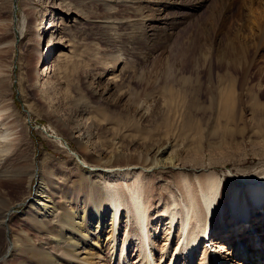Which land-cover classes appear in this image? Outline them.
Returning a JSON list of instances; mask_svg holds the SVG:
<instances>
[{
    "label": "rangeland",
    "instance_id": "obj_1",
    "mask_svg": "<svg viewBox=\"0 0 264 264\" xmlns=\"http://www.w3.org/2000/svg\"><path fill=\"white\" fill-rule=\"evenodd\" d=\"M1 1L0 18L12 23L10 39L15 40V51L0 64V76L4 78L0 82V108H8L9 116L4 124L14 128L8 140L18 139L19 155H8L0 170V213L10 205L14 207L9 219L11 230L0 240V264L16 257L11 246L14 235L19 234L18 228L34 230L29 214L38 179L32 185L22 180L32 163L46 180L55 178V184L50 187L55 201L65 205L66 199V203L80 207V200L86 199L87 204L82 207L88 211L95 204L101 206L105 197L93 181L95 177L83 178L89 174L77 166L76 152L90 164L87 168H92L96 157L103 164L117 153V148L135 156L139 150L147 151L143 144L158 139L171 137L175 144H181L175 139L178 137L188 144L194 136L187 137L185 131L190 132L187 129L182 132L181 128L190 119L193 123L197 121L203 130L194 134L199 137L191 144H200L207 150L205 160L209 163V144L241 141L238 126L237 138L228 141L221 138L228 131V122L242 117V129L245 119H252L250 105L256 101L264 103V37L259 38L264 0H205L195 10L188 0L179 4L164 0L162 6L156 0H150V4L134 2V5L119 1L113 6L112 12L117 11L114 16H107L105 6L95 0H83L82 6L89 12L87 16L77 14L62 0H5L4 5ZM71 1L78 6V0ZM27 4L34 10H26ZM148 4L152 8L143 10ZM138 10L149 17L144 26L139 23ZM255 44L262 48L258 53L253 49ZM189 49L191 52L196 49L193 51L196 56L189 54ZM200 52L209 55L205 58ZM192 54L193 59L186 57ZM244 60L250 63L243 65ZM232 77L243 84L230 96L237 109L231 115L226 105L230 102V91L236 86ZM107 87L110 89L105 92ZM126 114L135 117L141 126L123 130L119 122H113V117L125 120ZM167 122L173 125L170 134L165 131ZM4 124L0 121V130H5ZM87 133L92 137L88 143L90 151L85 154L79 139L82 135L87 143ZM57 137H62V143ZM248 145L251 151L253 145ZM180 147L185 158L197 155L199 158L195 160L201 159L202 153H190L185 144ZM216 149L215 164L222 178L239 180L241 177L236 172L241 167L255 166V172H264L260 161L250 158L244 164L231 163L227 151L222 153L217 146ZM143 153L140 154L150 152ZM242 153L234 157L239 158ZM160 168L167 169L159 166L152 170L153 175L145 179L147 183L160 175ZM182 169L197 172L188 165ZM168 178L171 180V176ZM168 178L162 186L170 182ZM157 181L161 180L157 178ZM254 185L264 193L259 183H251L246 191L248 197ZM239 200L240 197H231L229 210L233 211ZM256 230L261 237L259 240L256 237V242L251 240L253 247L246 239L253 235L249 231L237 238L241 233L233 230L225 242H229V247L246 249L249 257L260 259L256 264H264V227ZM229 233L230 230L219 231L217 237ZM212 258L217 259L214 255ZM22 261L40 263L38 257L28 252Z\"/></svg>",
    "mask_w": 264,
    "mask_h": 264
},
{
    "label": "bare ground",
    "instance_id": "obj_2",
    "mask_svg": "<svg viewBox=\"0 0 264 264\" xmlns=\"http://www.w3.org/2000/svg\"><path fill=\"white\" fill-rule=\"evenodd\" d=\"M62 1L79 15L87 16L89 14L83 7V0H78V6L71 0ZM95 1H100L105 6L107 16H114L117 11L112 12V10L119 1L130 2L134 5V2L139 1V3L147 4L150 0ZM176 1L179 4L183 0H171L174 4ZM188 1L190 2L189 6L191 5L195 10L198 6H202L205 0ZM1 2V5L6 3L5 0ZM164 2V0L155 1L159 6H162ZM119 4L122 5L123 2ZM149 4L144 6L143 10L148 7L152 8ZM26 7L29 12L34 10V7L29 4ZM130 7L133 8V6ZM135 9L137 10L138 7ZM138 13L141 15L139 23L142 26L146 25L149 17L144 16L142 10H138ZM161 20L165 21V19ZM261 26L259 38L264 37V19ZM11 27L10 20L0 18V45L7 42L4 47L0 48V64L5 57L11 58L10 55L15 51V40L10 39ZM53 27L54 23L51 22V31ZM249 33L252 34V31ZM253 49L258 53L262 48L255 44ZM48 50H52V45ZM195 50L192 52L190 50L188 53H194ZM201 55L207 58L209 54L201 53ZM256 55H252V57ZM190 56L186 57L194 58L193 54ZM245 60L243 65H248L250 61ZM244 75L245 73L242 75L243 81ZM0 77V82L4 81V78ZM234 80L235 78L232 79V81ZM243 81H234L236 86L235 88L233 86L229 97H233L235 89L243 84ZM109 89L107 87L105 92H108ZM232 97L226 105L230 113L237 111L236 102L232 100ZM250 107L251 113H253L252 119L246 118L242 129L240 128L242 117L231 119L228 122V131H225L221 137L226 141L237 138L235 130L238 126L237 132L242 136L241 141L220 142L216 146L222 153L228 152L227 158L231 163L244 164L251 158L264 165V103L256 101ZM7 110L8 108L5 107L0 108L2 124L9 116ZM126 116L125 120H122L121 117H113V122H119L121 129L124 127L123 130H135L141 126L135 121V117L129 114ZM171 126L173 125L167 122L166 134L171 133ZM183 126L181 131L187 129L190 133L185 131V135L191 137L193 134L194 138L188 144L184 139L181 140L178 137L175 139L181 141V144H185L190 153H202L199 161L195 160L197 155L187 156V158L182 156L181 144H175L171 137L166 140L152 141L151 144H143L147 151L139 150V152H150L146 155L139 153L130 156L125 152L126 149L117 148V153H113L103 164H101V158L96 157L94 159L96 160L94 161L95 166L92 168H87L86 165L90 164L80 156V153L76 152L77 166L81 172L89 174L87 177L84 175L83 178L95 177L93 181L101 188L102 195L105 197L101 206L95 204L88 211L82 207L87 204L86 199L80 200V207L71 204V202L66 203V199H64L65 205L60 201H55L50 191L51 184H55L53 181L55 178L46 180L43 174L38 173L37 165L32 163L31 168L26 171V177L22 180L32 185L33 180L38 179L39 185L35 191L34 205L29 214L34 230L27 231L18 228L19 234L14 235L11 246L17 255L7 264H34L32 261H26V263L22 261L26 252L38 257L40 259L38 264H250L251 261H253L252 264H256L255 262L260 259L257 258L256 261L254 257L247 255L246 249L236 245L234 248L229 247V242L225 241L230 239L229 236L233 230L241 233L237 237L240 238L246 231L252 232L264 227V207L255 209L253 206L255 199L260 198V201H264V193L259 192L260 189L256 185L249 187V197L246 193L251 183H259L264 188V172H255V166H248L237 169L236 173H239L241 177L239 180L229 176L222 178L217 170V164H215L214 157L218 151L216 146L208 145L211 159L207 163L205 160L207 150L201 148L200 144H191L195 139L197 140L198 134L203 130L198 126L197 121L193 123L190 119L187 120V123H183ZM13 129L6 126L4 131L0 130V170L2 162L7 160L8 155L13 157L19 155L18 139L8 140ZM195 133L198 134L194 135ZM86 135H88L87 143L83 142L82 135L79 139L80 148L85 154L90 151L88 143L90 144L92 137L90 133ZM57 138L58 142L62 143L60 141L62 137ZM249 143L253 145L251 151L248 148ZM246 148L247 151H244ZM241 151H244V154ZM241 153L243 154L241 157H234ZM184 165L192 166L195 171L197 169V172L183 170L182 166ZM223 165L225 166L226 163ZM24 166L25 164L20 170H23ZM159 166L167 169L172 167V169L160 168V175L154 176L152 180L148 179L150 182L147 183L145 179L150 178L153 175L150 174L151 171ZM232 170L235 171V169ZM169 176H171V180L168 178ZM157 178L161 181H157ZM166 178L170 182L167 181L168 183L162 186ZM235 196L240 197L239 201L241 202L233 205V211H231L229 202L231 197ZM59 204L63 206L60 207ZM13 208L10 205L8 209L0 213V240L6 231L11 230L9 219ZM250 212L255 214L253 218L249 219L250 226L247 227L242 224ZM231 215H235L236 218L230 217ZM25 221L29 222V219H25ZM225 230H230V233L217 237L219 231ZM210 232L212 235L209 237ZM251 246L253 247V241ZM255 252L259 257L260 253L257 250ZM212 255L217 259H213Z\"/></svg>",
    "mask_w": 264,
    "mask_h": 264
}]
</instances>
